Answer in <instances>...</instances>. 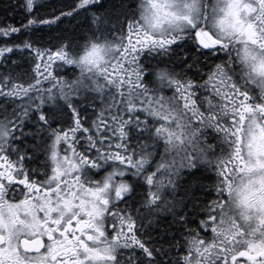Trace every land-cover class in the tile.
<instances>
[{
	"label": "snow or ice",
	"instance_id": "snow-or-ice-1",
	"mask_svg": "<svg viewBox=\"0 0 264 264\" xmlns=\"http://www.w3.org/2000/svg\"><path fill=\"white\" fill-rule=\"evenodd\" d=\"M0 264H264V0H0Z\"/></svg>",
	"mask_w": 264,
	"mask_h": 264
}]
</instances>
